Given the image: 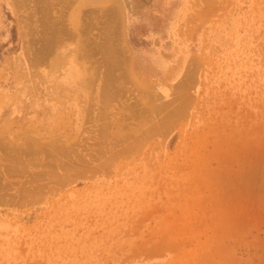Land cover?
Returning <instances> with one entry per match:
<instances>
[{
    "label": "rangeland",
    "instance_id": "374dc122",
    "mask_svg": "<svg viewBox=\"0 0 264 264\" xmlns=\"http://www.w3.org/2000/svg\"><path fill=\"white\" fill-rule=\"evenodd\" d=\"M0 264H264V0H0Z\"/></svg>",
    "mask_w": 264,
    "mask_h": 264
},
{
    "label": "bare ground",
    "instance_id": "6f19581e",
    "mask_svg": "<svg viewBox=\"0 0 264 264\" xmlns=\"http://www.w3.org/2000/svg\"><path fill=\"white\" fill-rule=\"evenodd\" d=\"M67 67H69V66H67ZM69 69H70V68H69ZM78 70H79V69H78ZM55 71H56V70H55ZM75 72H76V70H75ZM77 72H78V71H77ZM77 72H76V73H77ZM54 73H56V72H54ZM51 75H52V74H51ZM59 76H60V75H59ZM59 76H58V77H59ZM52 77H53V76H52ZM56 77H57V76H56ZM60 77H61V76H60ZM60 77H59V78H60ZM62 77H63V76H62ZM79 83H80V82H79Z\"/></svg>",
    "mask_w": 264,
    "mask_h": 264
}]
</instances>
